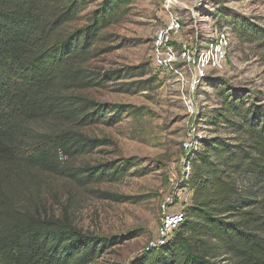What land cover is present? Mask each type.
I'll list each match as a JSON object with an SVG mask.
<instances>
[{
	"label": "trees",
	"instance_id": "obj_1",
	"mask_svg": "<svg viewBox=\"0 0 264 264\" xmlns=\"http://www.w3.org/2000/svg\"><path fill=\"white\" fill-rule=\"evenodd\" d=\"M129 1L102 0L85 24L70 29L66 24L87 0H0V264H92L121 241L83 232L66 216L20 209L14 184L31 167L58 172L60 151L75 155L99 146L77 128L125 112L126 106L75 91L123 75L93 74L83 63L97 55L100 31ZM141 68L127 74L142 76ZM226 104L248 142L215 137L190 149L181 184L189 193L185 219L130 264H264V105L245 109L239 98ZM215 118L229 121L221 112ZM38 122L50 125L36 131ZM116 163L85 166L80 176L79 170L59 173L90 182L134 166L131 158Z\"/></svg>",
	"mask_w": 264,
	"mask_h": 264
},
{
	"label": "rangeland",
	"instance_id": "obj_2",
	"mask_svg": "<svg viewBox=\"0 0 264 264\" xmlns=\"http://www.w3.org/2000/svg\"><path fill=\"white\" fill-rule=\"evenodd\" d=\"M101 1L87 0L66 27L85 24ZM171 16L179 18L181 28L168 47L186 49L191 57L212 32L227 33L230 50L222 66L198 81L180 59L172 69L155 67L154 32ZM100 36L94 44L97 55L83 65L93 74L123 70V75L75 93L99 104L126 106L125 112L115 121L106 116L77 128L100 145L75 155L60 151L58 172L25 169L15 180L14 195L22 210L66 216L83 232L121 239L92 264H130L156 237L164 213L189 199L181 184L189 172L185 157L190 149L215 137L248 142L234 112L226 113L225 107L238 98L245 109L264 105V0H130ZM139 66L142 76L127 74ZM219 112L229 121L216 123ZM49 125L38 122L33 128L44 131ZM126 158L134 166L115 177L84 182L59 173L79 170L80 176L85 166L118 165Z\"/></svg>",
	"mask_w": 264,
	"mask_h": 264
},
{
	"label": "built area",
	"instance_id": "obj_3",
	"mask_svg": "<svg viewBox=\"0 0 264 264\" xmlns=\"http://www.w3.org/2000/svg\"><path fill=\"white\" fill-rule=\"evenodd\" d=\"M181 28V22L178 17L171 16L169 20L154 32L152 40V57L153 65L157 68L172 69L176 60L186 62L190 73L193 74L194 81L205 77L208 70L218 69L227 59L230 50V39L227 33L221 31L212 32L208 38L196 46L193 56L189 52L179 50L175 52L169 48L173 35ZM174 70V69H173ZM190 105V100L185 101ZM187 146V144H185ZM169 201V197L167 198ZM178 206L175 211H166L161 218L158 226L156 237L149 242V246L162 244L166 239L171 237L181 222L185 219V213Z\"/></svg>",
	"mask_w": 264,
	"mask_h": 264
}]
</instances>
